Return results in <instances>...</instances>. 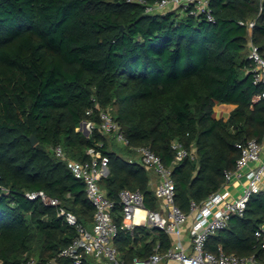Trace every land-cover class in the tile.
<instances>
[{
	"label": "trees",
	"instance_id": "1",
	"mask_svg": "<svg viewBox=\"0 0 264 264\" xmlns=\"http://www.w3.org/2000/svg\"><path fill=\"white\" fill-rule=\"evenodd\" d=\"M209 7L213 20L178 9L146 12L127 0H0V184L7 187L0 189V264L57 255L76 234L60 206L92 225L84 181L53 146L78 161L90 159L91 147L108 157L99 184L120 224L123 188L141 190L147 208L160 207L150 183L156 175L136 147L149 146L171 168L174 201L188 213L191 200L201 204L222 187L224 170H234L241 154L238 143L263 139L264 98L254 96L264 84L253 82L248 41L264 56V0H209ZM217 104L235 106L215 117ZM101 110H109L127 144L101 131ZM84 119L94 122L89 135L77 129ZM174 140L193 146L195 157L177 160ZM35 190L58 205L25 195ZM261 224L264 191L209 235L205 249L264 264L255 235ZM171 241L143 225L119 227L113 239L123 264L164 253Z\"/></svg>",
	"mask_w": 264,
	"mask_h": 264
},
{
	"label": "built area",
	"instance_id": "2",
	"mask_svg": "<svg viewBox=\"0 0 264 264\" xmlns=\"http://www.w3.org/2000/svg\"><path fill=\"white\" fill-rule=\"evenodd\" d=\"M136 1L145 6L146 12L157 10L178 9L189 15L204 14L208 20H213L209 0H127ZM255 20L247 22L251 33ZM248 58L252 60L251 68L254 83L264 84V56L251 38L248 41ZM264 98V89L254 96ZM92 109L86 111L91 114ZM100 129L105 133H114L116 140L127 144L128 140L120 131L109 110L99 113ZM94 122L84 119L77 127L86 135L92 131ZM241 154L236 160L234 170H224L225 181L222 187L211 193L201 204L190 201L189 212H184L174 201L175 183L171 176V168L164 165L161 158L146 145L135 148L141 163L151 170L156 178L152 188L160 200L158 209H150L144 205V194L139 189L123 188L118 193L121 205V222L118 224L113 216L115 201L108 198L100 186L99 179L108 172V157L101 155L95 148H88L90 159L78 161L67 157L60 145L52 147L53 152L65 158L72 173L84 181L85 194L94 207L91 229L78 220L77 215L63 206L58 208V215L65 218L68 224L74 226L75 236L57 255L41 261L33 256H25L18 264H123L113 239L120 228L132 230L136 225L156 227L171 236L170 248L161 253L155 251L146 258H134L130 264H159L164 260H175L178 264H257L253 256H238L225 253L219 247L217 253L205 249L207 237L218 229L225 227L232 215H242L249 197L253 193L264 191V137L261 141L255 138L237 144ZM172 147L176 159L186 156L195 157V148L187 147L182 142L174 140ZM233 179H243V185L234 194L228 188ZM0 189L7 187L0 184ZM30 199L40 198L45 204L58 205L57 198L47 195L43 190L27 191ZM139 210V211H138ZM189 221L190 252L183 243L182 233ZM255 235L264 247V224L255 230Z\"/></svg>",
	"mask_w": 264,
	"mask_h": 264
},
{
	"label": "crops",
	"instance_id": "3",
	"mask_svg": "<svg viewBox=\"0 0 264 264\" xmlns=\"http://www.w3.org/2000/svg\"><path fill=\"white\" fill-rule=\"evenodd\" d=\"M234 106H235L234 104H217L215 106V110L213 114L215 117L226 118L230 110ZM154 179L155 178H152L150 180L151 185H153ZM243 182H244L243 179H233L230 182V184H228V188L230 189L232 193L236 194L241 189ZM188 226H189V221L184 226L183 233H182V239H183V243H184L186 251L190 252L191 250L190 249V234H189ZM159 264H178V262L175 260H164V261H161Z\"/></svg>",
	"mask_w": 264,
	"mask_h": 264
},
{
	"label": "water",
	"instance_id": "4",
	"mask_svg": "<svg viewBox=\"0 0 264 264\" xmlns=\"http://www.w3.org/2000/svg\"><path fill=\"white\" fill-rule=\"evenodd\" d=\"M86 134H87V133H86ZM28 139L30 140V142H31L32 144H34V143L37 141L36 137H35L33 134L29 135Z\"/></svg>",
	"mask_w": 264,
	"mask_h": 264
},
{
	"label": "rangeland",
	"instance_id": "5",
	"mask_svg": "<svg viewBox=\"0 0 264 264\" xmlns=\"http://www.w3.org/2000/svg\"><path fill=\"white\" fill-rule=\"evenodd\" d=\"M157 12H163L162 10H157ZM114 149L117 151L118 148L117 147H114ZM91 229V227H89Z\"/></svg>",
	"mask_w": 264,
	"mask_h": 264
},
{
	"label": "bare ground",
	"instance_id": "6",
	"mask_svg": "<svg viewBox=\"0 0 264 264\" xmlns=\"http://www.w3.org/2000/svg\"><path fill=\"white\" fill-rule=\"evenodd\" d=\"M139 211V210H138Z\"/></svg>",
	"mask_w": 264,
	"mask_h": 264
}]
</instances>
